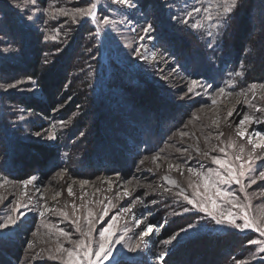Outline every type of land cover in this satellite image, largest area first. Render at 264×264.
Wrapping results in <instances>:
<instances>
[{
    "label": "rangeland",
    "instance_id": "1",
    "mask_svg": "<svg viewBox=\"0 0 264 264\" xmlns=\"http://www.w3.org/2000/svg\"><path fill=\"white\" fill-rule=\"evenodd\" d=\"M91 2H96V0H91ZM136 2L138 4L136 9L122 10V6L112 5L111 0H99L104 11L98 15H109L115 22V27L106 29L104 25H100L101 35L93 39L90 33L96 30L98 21L85 18L80 23H74L71 16L66 17L56 11V9H64L68 13L74 14L75 9L87 8L89 0H50L44 7L37 1L33 5L30 0H14V3L13 0H0V64L3 60L0 66V85L14 83L16 80L26 81L28 77L23 71L27 64L23 51L14 38L8 35L10 29L5 27V24H9V19L7 21L5 18L3 19L1 7L6 8L5 6H7L14 10L20 19L21 15H33L32 22L25 23L23 20L22 22L33 33L34 39L38 37L44 42L63 46L59 52L53 51L52 53L54 55L61 53L58 57L53 59L52 55H48L50 61H47L50 63V68H53L55 60H60L59 56L64 55L62 53L64 46L65 49L68 48V43L75 32H78L84 39H89L91 47L96 50V68L100 71L99 73L101 71L124 73L122 70L128 68L138 77L140 76V79L149 83L147 88L136 93V99L143 102V108L140 105L141 109H147L146 111L151 112L153 116L160 112L159 106H167L169 116L183 118L176 127H171L172 122H170V127L167 130L169 131L168 137L156 151L136 156L130 152L131 157L128 162H125V166L129 163V170L122 167L123 171H121L122 169L110 171L111 168L107 169L106 167L109 166L104 165L98 169L99 171L96 170L97 174H89L87 164L83 159H81V164L78 158L76 163L71 161L74 158L71 144L60 158L57 156V151L60 152L64 147V143L62 144L64 136L70 135L69 130L73 125H76V117H79L82 112L78 107L73 108V111L65 110V107L72 102V96L66 97L65 101L59 99L56 108L46 114L9 100L13 96L17 99L21 97L43 98L42 90L38 87L35 79V84L26 82L18 89L5 91L0 88L7 100L6 108L11 115L10 122L13 124L14 135L19 140L32 144L31 146L46 145L53 150L57 157V159L54 157L57 161L53 162L57 164L60 161L56 168L51 169L52 171L39 165L42 160L37 161L35 171L23 179L0 171V196L4 197V202L7 203L11 200L10 207L14 206L17 201L28 205L24 208L27 218L23 224L12 231L10 238L0 242V264H67L66 254L58 252L57 249L61 245L64 248L74 247L75 242L84 238L83 234L88 231L89 212L92 213V229H99L101 227L99 217L105 206L108 207L110 214L121 211V215L118 217V230L124 231V226L127 224L126 239L129 242H133L135 240L134 233H138L144 227V225L139 228L135 226L132 218L133 213L136 218L144 219L145 224L157 225L156 234L147 238V248L141 258L142 264H158L159 254L165 251L169 253L165 257V264H213L211 259L217 247L221 257L220 261L223 260L217 264H234V261L238 259L249 260L252 254L256 255V259L251 260L250 264H264V253L259 252L255 246L246 244L248 238H254L251 231L245 233L235 230L220 233L208 231L194 233L189 230L187 235L181 233L180 237L172 244L164 243L181 228L186 229L189 223H196L200 216L204 215L195 210L182 215H174L181 211V204L191 207L175 194L183 189L188 195H193L196 191L205 193L206 196L212 195L211 190L205 192L202 175L198 176L189 172L188 169L198 167L203 174H207L209 168L222 171L211 161V156H223L219 152V148H225L228 159H232L234 154L238 153L240 146L244 147L245 155L251 150L247 138L239 137L229 126L232 123V117L229 118L228 113L235 105H238L239 112L242 109L244 114L257 116L260 120H264V88L259 87L260 83H264V78L255 79L252 77L249 82L239 84L236 81L239 76L229 73L223 75L225 77L221 82L214 84L211 80L200 76L198 71H203L205 67L209 68L208 71H213V68L218 70L220 65L217 62L214 67L199 64L198 68L194 70L188 71L182 68L180 61L184 56H188V53L192 54L190 58L193 56V59L198 61L201 60V50L204 51L203 59L205 60L201 61L202 63L208 59L213 61L212 58L219 54V52L213 54L212 48L207 46L212 38L207 36L208 22L202 19L203 7H209L213 12L215 11L214 4H209L208 0H136ZM194 7L202 8L201 14H194L187 25L181 23L179 18L187 19L186 13ZM170 17H178V19H170ZM145 18L155 26V31L152 33L155 37L154 40L140 39L142 35L140 26L145 23ZM195 22H202L204 27L191 28V24ZM251 23L253 29L250 31L252 33L250 37L254 40L255 30L260 27V24L258 20L251 21ZM226 28L216 36V43L220 42ZM44 35L55 37V39L45 41ZM141 44H143V48L139 47ZM173 44H175L174 48ZM134 48H138L145 56H150L152 51L166 52L168 64L160 61L159 57L156 61L150 58L147 61L139 59L133 52ZM60 62L58 66H55L56 68L64 66L60 65ZM169 65L175 67L176 71H171ZM121 68L123 69L121 70ZM205 71L207 72L206 69ZM164 76L168 77L167 81L164 80ZM113 79H117V77H113ZM192 79L199 80L204 84H212L213 89L225 87V93L219 94L212 89L204 88L198 89L200 95H192L178 100L177 97L183 95L181 89H184ZM252 83H256L257 88L251 89ZM155 88L162 91L170 107L158 100L153 92ZM119 91L120 89L116 92ZM126 94L125 104L129 105L132 97L129 93ZM144 104L147 106L144 107ZM167 110H164L165 113ZM98 114L100 111H97L96 117ZM80 118L81 121H78L77 125L82 121L85 122L84 116ZM241 118L242 116L234 124L237 125ZM61 121L65 123L61 124ZM247 130L249 134L256 131L264 132V124H253ZM45 131L55 133L58 139L52 141L36 135V133L43 134ZM181 133H185V135L182 136ZM79 136L81 135H75L73 138ZM255 139L259 140L260 138L255 137ZM73 141L76 142V139ZM233 144L236 147H232ZM77 148L76 146V150ZM184 148L187 149V152L178 151V149ZM25 149L29 155L30 150L28 147ZM204 152H208L209 156H204ZM48 154L51 157V152ZM258 154L264 156V152ZM38 157H40L39 153ZM144 157H148V159L140 164V160ZM153 157L159 158L153 159ZM1 160L3 159H0V166L2 165L3 168L9 164L8 160H4L5 162ZM78 163L84 172L78 171ZM170 164L179 165V168H169ZM92 167L96 168L94 164ZM255 167L257 173L264 170V161H257ZM116 173H120V175L117 176ZM31 176H36L38 179L25 188L21 182ZM165 177L169 179L165 180ZM211 178L215 179V176L213 175ZM82 180H87L89 183L82 185L80 183ZM169 180L176 183H169ZM196 184L200 185L199 189L194 187ZM245 184L247 185V181ZM69 185L72 187L73 195H69L67 191ZM227 188L240 196L241 202H245V192L239 190L240 186L228 185ZM125 189L131 193L130 196H124ZM168 189L171 191L169 192ZM261 190H264V181H258L256 185L246 187L249 204L247 211L250 216L258 220L264 219V196L259 195ZM199 198L197 197V199ZM153 200L156 203H152ZM132 205H134L132 213L122 212L123 208ZM48 209H52V211H48ZM41 211H44L43 216L40 215ZM7 212L8 209L0 205V218H3ZM60 229L71 233L70 238L64 236ZM206 235L211 238H220L219 243L221 244L216 245L213 242L209 245L203 244L201 237ZM96 239L98 240V237ZM27 242H32L31 249L28 248ZM113 247L118 251H123L119 245Z\"/></svg>",
    "mask_w": 264,
    "mask_h": 264
},
{
    "label": "trees",
    "instance_id": "2",
    "mask_svg": "<svg viewBox=\"0 0 264 264\" xmlns=\"http://www.w3.org/2000/svg\"><path fill=\"white\" fill-rule=\"evenodd\" d=\"M36 1L44 7L50 0ZM243 3L244 8L235 19L230 21V27L223 31L220 42L213 46V54L219 52L212 58L213 61L208 59L202 63L201 61L205 60L203 59L205 53L202 50L200 52L201 60L198 61H195L193 56L190 58L192 54L188 53V56H184L180 61L184 70H194L198 68L199 64L214 67L217 62L220 65L218 70L213 68V71H208L209 68L205 67L203 71H198L200 76L211 80L214 84L221 82L225 77L223 75L229 73H243L236 80L239 84L249 82L252 77L255 79L264 78V0H243ZM5 7L2 6L1 10L3 19L5 18V21L9 19V24H5V27L10 29L8 35L13 37L21 47L27 62L23 71L36 80L43 93V98L21 97L17 99L13 96L9 100L16 101L28 109H37L49 114L56 108L59 99L65 101L66 97L72 96V102L65 107V110L73 111V108H81V114L76 117V125L78 121H81L80 117L84 116L85 118V122L82 121L77 126L71 127L70 135L64 136L62 141L64 147L60 152L57 151L59 158L71 144L74 152V158L71 161L76 163L78 158L81 164V159H83L87 164L89 174H97L98 169L104 165L109 166L106 168H111L110 171L121 169L123 171V168L129 170V163L125 166V162H128L131 157L130 152L136 156L156 151L168 137L169 131L167 130L170 127V122H172L171 127H176L183 120L180 116L179 119L169 116L167 106H159L160 112L153 116L151 112L146 111L147 109H141L140 105L142 106L143 102L136 99V93L147 88L149 83L140 79V76L138 77L128 68H121L124 73L116 71L114 73L111 71L99 73L100 71L96 68V50L91 47L89 39H84L78 32H75L68 43V48L65 49L64 46L62 51L64 55L59 56L61 62L55 60L53 68H50V63L46 64L45 60H48V55H52L53 59L58 57L61 53L58 55L52 53L57 51V46L59 49L63 46L44 42L38 37L34 39L33 33L17 13L9 7ZM254 20L259 21L260 27L255 30L256 34L253 40L250 37L252 35L250 31L253 29L251 21ZM174 46L175 44H173V48ZM59 62L64 66L56 68L55 66H58ZM113 77H117V79H113ZM119 89L120 91L117 93L116 91ZM153 92L162 104L170 107L161 90L155 88ZM126 93L132 97L129 105L125 104ZM3 94L0 90V159H3L1 161L8 160L9 164L4 168L1 165L0 171L23 179L35 171L36 163L40 160L42 161L39 165L52 171L60 161L57 164L53 162L57 157L51 148L46 145L31 146L32 144L23 142L14 135L13 124L10 122L11 115L6 108L7 100ZM133 104L135 105L133 106ZM146 106L144 104V107ZM164 110H167V113ZM97 111H100V114L96 117ZM171 117L173 118L170 120ZM80 133H84V135L73 138ZM74 139L76 142L73 141ZM26 147L30 150L29 155H27L26 149L24 150ZM54 148L57 150L55 146ZM49 152H51V157L48 156ZM38 153L40 157H38ZM134 161L136 162V160ZM79 163L78 171L84 172L80 169ZM93 164L96 168L92 167ZM201 238V242L205 245H209L211 242L216 245L221 244L219 243L220 238H211L207 235ZM218 251L217 247L211 259L213 264L220 261L221 257Z\"/></svg>",
    "mask_w": 264,
    "mask_h": 264
},
{
    "label": "snow or ice",
    "instance_id": "3",
    "mask_svg": "<svg viewBox=\"0 0 264 264\" xmlns=\"http://www.w3.org/2000/svg\"><path fill=\"white\" fill-rule=\"evenodd\" d=\"M209 4H214L215 11L209 7H203V17L202 19L208 22V31L207 36L212 38L208 43V48H213L216 43V36L219 35L223 29L230 27V21L235 19L240 11L244 8L243 0H208ZM14 3V0H13ZM30 3L33 5L36 3V0H30ZM112 5L122 6V10L136 9L138 4L136 0H111ZM63 16H71V19L74 23H80L85 18H88L93 21H98L96 30L90 33V36L95 39L101 35L100 25H104L106 29L115 27V22L112 18L103 14L98 15V13H103V8L99 4V0L96 2H91L87 8H78L75 9L74 14H70L64 9H56ZM202 8L194 7L190 12L186 13L187 19L179 18L180 22L187 25L189 19L193 17L194 14L200 15ZM33 15L29 14L27 16L21 15V20L25 23L33 21ZM170 19H178V17H170ZM123 23V21H121ZM204 24L202 22H195L191 24V28L199 29L203 28ZM135 31V29H133ZM155 31V26L153 23L148 22L145 18V23L140 26V36L141 40L150 39L154 40L155 37L152 33ZM43 39L45 41L49 39H55V37H49L44 35ZM143 48V44L139 46ZM60 49L57 46V52ZM133 52L136 57L147 61L149 58L153 61H156L159 57V60L164 64H168L167 53H157L152 51L150 56H145L138 48H134ZM47 64V59L45 60ZM171 71L175 72L176 68L169 65ZM243 73H236L237 76L242 75ZM165 81L168 80L167 76L163 77ZM35 84L34 78L28 76L25 80H16L14 83H7L6 85H0V88H3L5 91L9 89H18L24 83ZM256 83L250 85L251 89L257 88ZM260 88H264V83L259 84ZM212 89L215 93L224 94L225 87H216L213 89L212 84H204L199 80L192 79L189 83L185 85L184 89H181L183 92L182 96H178V100H183L186 97L192 95H200L198 89ZM243 91V89H241ZM230 94V93H229ZM215 103V101H213ZM260 111V109H257ZM234 115L232 111L228 113V117L231 118ZM65 122L61 121V124ZM261 123L264 124V120H260L257 116H251L244 114L243 117L239 120L236 127L239 129L237 135L241 138H247L248 144L251 145V150L245 155V149L243 146L239 147L238 153L234 154L232 159L227 158V152L225 148H219V152L223 154L211 156V161L222 171H215L212 168L207 169V174H203L198 167H190L189 172L194 173L198 176L202 175L203 178V188L205 192L207 190L212 191L211 196H206L205 193L196 191L193 195L186 194L185 190L181 189L175 195L191 207H186L184 204H181V211L179 213H174V215H182L190 211H197L198 213L202 212L204 215L200 216V219L196 223H189L187 228H181L179 232L172 235L167 241H164L165 244H172L173 241H176L180 237L181 233L187 235L189 230L194 233H199L203 231L208 232H231L235 230L239 233H245L251 231L254 234V238H248L246 244L249 246H255L259 252L264 253V219H256L249 215L247 208L249 206L247 202V192L246 187L251 185H256L258 181H264V170H260L257 173L256 163L257 161H264V156L259 155V152H264V132L256 131L252 134H249L248 127L253 124ZM38 137L47 138L48 140L55 141L58 139L55 133L45 131L43 134L36 133ZM81 136L84 133H80ZM185 135V133H181ZM222 135V133H221ZM255 137H259L257 140ZM232 147H236L235 144ZM178 151L187 152V149H178ZM199 152V149H197ZM204 156H209L208 152L203 153ZM159 157H153V159H158ZM148 157L140 160V164H143ZM176 167L179 168V165H169V168ZM117 176L120 173H116ZM215 176V179H212V176ZM38 178L36 176H31L28 179L23 180L21 183L25 188L33 184ZM168 177H165V180H168ZM247 181V185L245 184ZM83 184H88L89 181L82 180L80 182ZM169 183L175 184V181L169 180ZM228 185L240 186L239 190L245 192V202H241L240 196H238L234 191H231L227 188ZM196 189L200 188L199 184L194 185ZM39 191V189H37ZM69 195H73L71 185L67 189ZM170 192L171 190L168 189ZM59 194V193H58ZM27 195V192H25ZM119 195V193H118ZM131 193L124 190V196H130ZM260 196H264V190H261L259 193ZM197 197H200L197 199ZM156 203L155 200L151 201ZM110 203V202H109ZM12 201L9 200L7 203L4 202V197L0 196V205L8 209V212L0 218V242H3L5 239L10 238V235L14 229H18L27 218V213L24 212V208L28 207L27 204L22 201H17L14 206L10 205ZM134 205L122 209L124 213H132ZM52 211V209H48ZM40 215H44V211L40 212ZM65 215H67L65 213ZM121 215V211H117L113 214H110L109 209L105 206L102 210V213L99 217L101 221V227L97 230H93L91 225L93 220L91 219L92 213L89 212L88 231L83 234V239L75 242V246L71 248H64L61 245L57 251L63 252L67 256V264H142V257L145 254L147 248V238H150V235L156 234L157 225L152 223H144V219L136 218L135 214H132V218L135 222V226L139 228L141 225L144 227L138 232L134 233L135 240L129 242L126 239L127 234V224L124 226V231L118 230V217ZM107 218V219H105ZM64 236L69 237L71 233L65 232L64 229H60ZM98 237V240L96 239ZM28 248L33 247L32 242H27ZM114 245H119V248L123 251H118L114 248ZM251 251V249H249ZM168 252H161L159 254L158 264H165V257L168 256ZM256 255L252 254L249 257V260H235L234 264H250L251 260H255Z\"/></svg>",
    "mask_w": 264,
    "mask_h": 264
},
{
    "label": "bare ground",
    "instance_id": "4",
    "mask_svg": "<svg viewBox=\"0 0 264 264\" xmlns=\"http://www.w3.org/2000/svg\"><path fill=\"white\" fill-rule=\"evenodd\" d=\"M239 106L235 105L234 108L232 109V112L234 113V115L232 116V123L229 125L233 131H235L236 133H238V128L236 127V125L234 124V122L239 118V117H243L244 112L242 109H240V112L238 110ZM237 109V110H236Z\"/></svg>",
    "mask_w": 264,
    "mask_h": 264
}]
</instances>
